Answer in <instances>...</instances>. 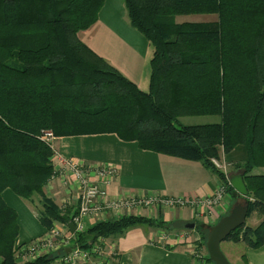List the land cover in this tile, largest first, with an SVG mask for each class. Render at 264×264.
Masks as SVG:
<instances>
[{
    "label": "trees",
    "instance_id": "16d2710c",
    "mask_svg": "<svg viewBox=\"0 0 264 264\" xmlns=\"http://www.w3.org/2000/svg\"><path fill=\"white\" fill-rule=\"evenodd\" d=\"M106 1L0 0V264H55L67 253L17 262L18 214L3 198L6 189L25 200L40 197L41 225L74 228L73 245L85 251L136 226L173 229L123 215L76 232L70 209L45 195L57 174L54 150L42 141L47 131L55 138L116 134L142 150L199 162L235 195L212 159L246 147L247 160L234 170L249 192L248 218L255 213L262 221L226 241L264 246V175L252 174L264 167V0H125L130 25L153 48L147 92L78 37ZM205 14L215 17L177 19ZM185 116L220 120L183 125ZM198 231L206 249L208 231Z\"/></svg>",
    "mask_w": 264,
    "mask_h": 264
},
{
    "label": "crops",
    "instance_id": "0c3cea01",
    "mask_svg": "<svg viewBox=\"0 0 264 264\" xmlns=\"http://www.w3.org/2000/svg\"><path fill=\"white\" fill-rule=\"evenodd\" d=\"M78 36L141 90H149L148 64L151 67L153 48L130 25L125 0H107L96 23L81 31ZM54 149L60 157L72 158L82 165H107L116 168L117 176L110 185L100 184L103 189L108 190L111 199L141 195L161 198L190 197L202 201L216 196L223 184L199 162L142 150L137 142L123 141L116 134L55 138ZM219 159L229 165L226 174L228 180L234 174L242 175L234 167L247 160L246 147L237 146L229 153L222 152ZM53 163L58 176L48 182L45 195L57 206L70 209L74 215L80 202L78 183L73 176L63 174L64 171L58 166L59 159H53ZM252 174L264 175V167L254 169ZM3 198L18 214L20 232L15 249L50 232L38 219V211L42 208L40 197L25 200L6 189ZM246 199L238 193H228L227 198L209 210L205 207L197 210L193 206L166 208L155 205L132 214L117 215L109 212L102 219L88 217L87 227L98 221L123 215L165 221L173 227L166 230L161 227L136 226L123 236L106 239L105 264H210L207 247L205 249L202 246L198 228L208 231L209 234L211 227L229 214L235 205L244 204ZM249 220L250 223L246 220V224L251 227H257L262 221L255 213ZM67 230L70 233L74 231L73 228ZM221 246L231 264H264V246L252 249L243 242L233 241H224Z\"/></svg>",
    "mask_w": 264,
    "mask_h": 264
},
{
    "label": "built area",
    "instance_id": "2783aa9c",
    "mask_svg": "<svg viewBox=\"0 0 264 264\" xmlns=\"http://www.w3.org/2000/svg\"><path fill=\"white\" fill-rule=\"evenodd\" d=\"M42 140L49 144L54 150L53 159H59V168L63 174L70 175L78 183L79 189V208L73 216V226L76 232H84L87 227V218L94 217L102 219L109 212L117 215L134 213L137 210L158 206L166 208L193 206L197 210L215 207L227 198L228 192L225 185H221L216 196L196 200L190 197H171L161 198L157 196L142 197L130 196L120 199H111L108 190L103 189L100 184L109 186L117 176V169L107 165L86 166L72 158L60 157L54 149L55 136L52 131L44 132ZM213 164L225 174L228 173L229 165L220 159H212ZM92 174H95L92 177ZM68 228L58 226L50 231L46 236L36 239L29 244L16 247L15 252L19 263L34 261L37 258L49 255L57 251L71 249L70 253H65L58 262L60 264H100L97 259L102 254L105 239H99L90 251L80 249L73 245L75 234L70 233ZM106 253V252H105Z\"/></svg>",
    "mask_w": 264,
    "mask_h": 264
},
{
    "label": "water",
    "instance_id": "95a60500",
    "mask_svg": "<svg viewBox=\"0 0 264 264\" xmlns=\"http://www.w3.org/2000/svg\"><path fill=\"white\" fill-rule=\"evenodd\" d=\"M229 183L239 195L249 198V192L242 175L234 174L229 179ZM248 210L249 205L246 202L244 204H237L232 208L229 214L211 227L207 237L206 247L209 258L215 264H231L222 252L221 244L226 241L231 233L246 224ZM70 251L71 249H68L67 253H70Z\"/></svg>",
    "mask_w": 264,
    "mask_h": 264
},
{
    "label": "rangeland",
    "instance_id": "374dc122",
    "mask_svg": "<svg viewBox=\"0 0 264 264\" xmlns=\"http://www.w3.org/2000/svg\"><path fill=\"white\" fill-rule=\"evenodd\" d=\"M214 17L215 16H213V15H206L205 14V15L181 16V17H178L177 19H178V22H182V21L206 22V21L213 20ZM150 72H151V67H150V63H149L148 64V73H149L148 78L150 77V74H151ZM218 120H220L219 116H185V117L180 118V121L183 125H202V124L218 122ZM223 163L227 164L226 162H223ZM250 221L251 220H249V218H248L247 223H250ZM223 248L225 249L224 245H223ZM221 249H222V246H221ZM105 252H106L105 248L103 247L102 254L99 256V258H97L101 261L100 264H105V262H104L105 256H106ZM17 262H18V259H17ZM55 264H60V263L57 261Z\"/></svg>",
    "mask_w": 264,
    "mask_h": 264
},
{
    "label": "bare ground",
    "instance_id": "6f19581e",
    "mask_svg": "<svg viewBox=\"0 0 264 264\" xmlns=\"http://www.w3.org/2000/svg\"><path fill=\"white\" fill-rule=\"evenodd\" d=\"M60 175H61V174H60ZM56 176H58V174H56L54 177H56ZM61 176H63V175H61ZM54 177H53V178H54Z\"/></svg>",
    "mask_w": 264,
    "mask_h": 264
}]
</instances>
